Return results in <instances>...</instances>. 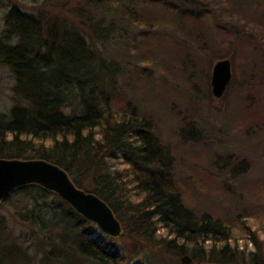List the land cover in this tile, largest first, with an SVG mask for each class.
Listing matches in <instances>:
<instances>
[{
    "label": "trees",
    "instance_id": "trees-1",
    "mask_svg": "<svg viewBox=\"0 0 264 264\" xmlns=\"http://www.w3.org/2000/svg\"><path fill=\"white\" fill-rule=\"evenodd\" d=\"M66 11L27 12L12 6L4 16L0 66L9 68L14 84L13 105L0 113V158L57 164L76 187L107 203L123 234L144 247L158 244V254L189 253L195 261L216 264H264V246L257 235L250 233L254 249L246 253L230 243L237 238L233 226L185 204L175 181L171 147L161 140L148 113L120 97L113 79L122 69L117 46L127 42L125 23L144 26L139 31L142 40L159 38L155 25L166 22L168 27L169 22L176 30L175 23L181 27L189 24L186 19L194 20L199 41L204 35L199 20L209 13L179 0H77ZM156 15L161 16L158 23ZM253 46L264 61V44ZM225 55L215 53L217 59ZM141 60L145 76L139 80L148 81L147 61ZM209 70L204 69L208 81ZM118 160L122 167L116 168ZM6 203L13 205L15 220L31 229L25 231V240L45 246L34 263L30 245L4 241L7 223L0 215V264H127L93 237L94 223L56 193L28 184L17 187L0 205ZM237 218L235 231L251 232L244 222L248 218ZM159 228H164V236L157 235ZM158 264L163 262L159 259Z\"/></svg>",
    "mask_w": 264,
    "mask_h": 264
},
{
    "label": "rangeland",
    "instance_id": "rangeland-1",
    "mask_svg": "<svg viewBox=\"0 0 264 264\" xmlns=\"http://www.w3.org/2000/svg\"><path fill=\"white\" fill-rule=\"evenodd\" d=\"M44 1L0 0V33L4 16L12 6L27 12L60 9L67 15L66 10L77 0ZM179 1L196 11L201 8L209 13L199 20L204 35L199 41L195 39L198 27L194 20L186 19L189 24L181 27L173 21L176 30H171L172 24L167 22V27L162 20L165 23L154 26L159 38L153 39L150 35L141 40L139 31L144 26L125 23L128 38L127 44L117 46L122 69L113 77L115 87L121 98L131 99L150 115L157 134L171 147L175 156V181L185 204L233 226L237 238L230 243L238 244L247 253L254 249L250 233L257 235L264 246L261 216L264 212V61L253 51L256 42L264 44V0H240L248 2L246 5L238 0L236 3L233 0ZM161 11L157 9V13L163 14ZM160 17L156 15L153 19L158 23ZM163 33L171 37L164 40L160 36ZM110 50L108 47L107 51ZM217 52L227 54L223 58L230 60L231 80H236L229 93L220 98L211 94L210 79L204 77V69L210 66V78L214 62L221 59L215 57ZM141 59L147 61L148 81L139 80L145 76L141 73L145 63ZM13 84L9 68L0 66V113L13 105L10 90ZM117 162L115 167H122L121 160ZM238 214L248 218L244 222L250 225L251 232L235 231ZM0 215L7 223L4 241L9 239L22 247L30 245L33 262H37L45 245H33L34 242L25 240V231L31 232V229L15 220L12 204L0 205ZM94 225L93 237L106 248L117 251L127 264H158L159 259L163 264H183L182 256L191 258L189 253L162 251L158 254L161 249L158 244L152 249L144 247L143 243L123 234V227L121 235L111 237ZM157 235L164 236V228H159ZM203 263L208 262L191 258L187 264Z\"/></svg>",
    "mask_w": 264,
    "mask_h": 264
},
{
    "label": "water",
    "instance_id": "water-1",
    "mask_svg": "<svg viewBox=\"0 0 264 264\" xmlns=\"http://www.w3.org/2000/svg\"><path fill=\"white\" fill-rule=\"evenodd\" d=\"M231 77L230 60L228 58L216 60L210 76L211 93L214 97L223 96ZM28 184H38L56 193L82 217L96 223L105 234L111 237L121 235V223L107 203L96 194L76 187L68 173L57 164L43 159L0 158V202L17 187ZM190 260L188 255L181 257L183 264L189 263Z\"/></svg>",
    "mask_w": 264,
    "mask_h": 264
}]
</instances>
